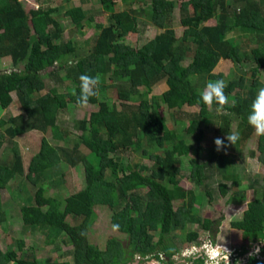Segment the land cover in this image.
Listing matches in <instances>:
<instances>
[{
  "label": "trees",
  "instance_id": "obj_1",
  "mask_svg": "<svg viewBox=\"0 0 264 264\" xmlns=\"http://www.w3.org/2000/svg\"><path fill=\"white\" fill-rule=\"evenodd\" d=\"M121 1L122 8L118 0L99 1L101 9L108 15L107 24L95 30L89 52L78 55V47L71 40L64 39V27L53 15L54 9L40 4L27 11L21 0H0V58L10 57L13 64L11 70L0 69V108L10 105L13 92L23 110V113L7 119L0 118V126H4L8 119L11 122L4 128L7 136L10 137L14 129L24 133L32 129L45 131L49 127L52 133L57 134L56 138H67L70 134L58 125L57 116L69 103L79 106L76 101L81 74L107 76L116 88V99L120 102L118 109L113 98L105 93V87L100 85L99 95L104 100L98 101V96L89 99V104H97L98 109L87 119L76 123L80 134L75 136L72 146H52L42 138L26 170L20 154L12 146L10 157L0 158V191L10 180L18 179L27 197L26 204L20 208L22 225L28 229L45 230L47 245L65 237L73 249V264H141L149 261L172 264L180 249L178 239L172 233L184 231L188 223H196L200 229L215 236L219 222L194 214L199 196L190 197L185 206L173 205L167 184L178 185L180 158L188 157L192 147L167 128L163 117L152 112L154 100L149 102L146 96L162 80L181 82L185 71L181 63L188 55L214 53L221 59L242 63L243 57L238 54L237 45L226 36L240 27L243 21L251 23L244 26L246 33L264 34V8L255 0L182 1L180 22L187 21V24L178 38L170 25L174 1L141 0L142 5H149L150 21L162 32L146 45L134 49L121 39L130 32H137L138 20L145 12L142 7L135 6L138 0L131 3ZM66 14L76 25L87 16L82 6L68 8ZM209 20H214V24L204 25ZM263 44L253 49L249 56L255 64L250 69L252 75L264 72ZM47 67L51 69L46 70ZM44 74L55 76L57 81L62 77L70 80L77 96L69 91L50 88L41 93L46 86ZM259 83L258 80L253 81L245 95H231L236 88L243 87L241 78L229 82L225 89L229 104L223 110L228 114H220L223 121L220 133L229 132L228 117L235 116L241 124L237 144L253 136L254 128L248 124L247 116L255 97L254 88ZM182 86L190 101L198 107L187 129L193 134L202 123L209 121L208 106L190 84L183 81ZM134 96L138 97L137 103H133ZM232 101H235L234 105ZM213 105L218 107L215 102ZM169 106L174 107L175 103L170 101ZM81 146L94 157L95 163L87 160L80 151ZM143 146L157 148L154 154L149 155L154 162L150 169L153 174L148 176L142 175L143 168L137 164L123 166L117 159L118 152L127 148L147 156ZM257 148V160L264 166V136L258 137ZM199 152L200 149L198 155ZM219 159L220 165L215 169L212 159L198 162L189 158L190 180L197 186H206V180L221 174L230 182L231 189L237 188L239 178L230 171L224 157ZM60 162L70 167L79 163L84 165L83 188L66 198L63 205L46 197L43 185L46 172L61 174ZM101 183H104V190ZM144 187L147 191L141 194ZM249 188H253V184ZM106 190L112 196L110 224L119 235L127 238V248L115 238L107 240L105 251L88 244L89 230L97 218L94 208L104 206ZM205 194L210 196L208 191ZM230 197L229 202L232 197L243 200L245 191L235 190ZM3 222L0 202V223ZM230 226L246 234L252 243L264 240V189L260 198L247 203L241 220L232 221ZM154 231H157L156 239L151 233ZM197 241L198 233L195 231L183 236L185 243ZM18 251H21L20 243ZM246 253L248 250L242 246L235 250V264ZM11 263L40 264L34 257L17 258L14 250L0 254V264ZM194 264H203V260L198 259ZM245 264H264V244L259 255L248 256Z\"/></svg>",
  "mask_w": 264,
  "mask_h": 264
},
{
  "label": "rangeland",
  "instance_id": "obj_2",
  "mask_svg": "<svg viewBox=\"0 0 264 264\" xmlns=\"http://www.w3.org/2000/svg\"><path fill=\"white\" fill-rule=\"evenodd\" d=\"M25 9L37 8L40 4L45 8L54 9L53 15L61 22L64 27L63 36L65 40L71 42L78 47V55L87 54L92 44V36L95 30L107 24L108 15L100 7V0H21ZM133 0H128L131 3ZM136 1V0H134ZM135 6L143 8L145 14L138 20L137 32L128 33L121 41L139 49L150 42L162 30L156 28L149 17V5H142L141 0ZM175 8L171 15V28L175 31L176 36L179 38L187 21L180 22L179 7L182 1L173 0ZM264 8V0H255ZM122 8L124 5L121 0H118ZM82 6L87 13V16L81 24H75L72 18L66 14L68 8L74 9ZM191 12V7L188 8ZM214 20H209L204 25H213ZM250 22H241L240 27H236L230 34L226 36L227 39L232 38L237 45L238 54L242 55V63H234L231 59H221L214 53L201 56L188 55L181 63L185 68L181 82L175 83L170 80H162L154 85L150 93L146 96L149 102L152 101V112L157 116L163 117L167 128L177 134L186 144L191 145L192 149L188 157L180 158V172L179 182L175 187L172 184L167 188L171 196L172 203L175 207L185 206L192 196H199V202L195 203L194 214L202 219H209L213 222H219L218 229L215 236L210 235L206 231L199 228L196 223H188L184 231H175L172 233L178 239L177 245L180 247L179 252L175 255L172 264H182V257L179 253L182 249L190 247L192 243L183 242V236L189 232H197L198 240L211 236L215 239H222L225 235L227 247L233 250L236 247H245L248 253L240 258L243 263L246 261L245 257L249 256L252 251L253 245L251 239L243 234V232L233 229L230 226L232 221L241 220L242 214L246 209L247 203L255 198H260L262 190L264 189V166L258 162L259 155L258 137L255 134L241 143L229 145L226 151H217L214 144V139L217 137L224 138L227 133H220L223 121L219 118L220 114L227 115L228 113L221 109L217 111L218 107L214 105L208 106L209 121L202 123L195 133H188L189 120L191 116L198 112V107L193 104L186 90L182 86V82L190 84L194 90L200 93L209 80L224 79L227 84L231 81H239L243 79V87L236 88L231 95L238 93L245 95L246 91L251 89L252 82L258 80L259 86L254 88L255 95L260 87H264V72L259 71L257 75H252L250 69L255 64L250 60L251 51L255 48L261 47L264 43V34H257L245 32L244 26L247 27ZM253 34V36H252ZM254 37V38H252ZM256 37V38H255ZM260 37V38H259ZM256 40V42H255ZM264 45V44H263ZM70 65L74 63L70 62ZM13 68L10 57L0 58V69L11 70ZM47 67L46 70H50ZM61 72V71H60ZM62 75V73H61ZM63 79L57 81L55 76L44 74L46 83L45 88L41 93L46 90L53 89L56 91L72 92L74 88L70 80L62 77ZM68 85H67V84ZM101 86L105 87V93L113 98L114 103L120 109V102L116 99V88L113 86L112 81L107 76H102ZM12 102L7 108H0V118H9L11 116L23 113V110L17 100L16 95L12 92ZM137 96L133 97V103H137ZM103 96L98 95V101H103ZM135 101V102H134ZM175 103L174 107L169 106V102ZM97 104H89L86 107L75 106L68 104L64 111H60L57 116V123L62 129H65L70 134L65 139L56 138L54 133L49 127L45 131L32 129L27 132H20L14 129L15 132L7 136L5 127L11 124L10 120L4 126H0V139L2 146L0 148V158L6 159L10 157V148L15 146L21 156L24 169L26 170L30 158L38 150L42 138L56 147H71L75 136L80 132L76 129V123L87 119L89 114L97 111ZM228 133L239 132L241 124L238 118L233 115L228 117ZM227 143V141H225ZM147 156H142L140 152H135L131 148L122 149L117 154L118 161L123 165H130L135 163L138 167H142V175H152L150 170L153 165L152 155L156 152V147L149 148L143 146ZM198 149H200L198 155ZM80 151L87 156V160L95 163L94 157L89 152L80 147ZM113 156V154H111ZM220 157H224L226 165L230 171L237 175L240 180V185L237 188H230V182L226 181L221 174H215L212 178L206 180V186L195 185L189 177L190 167L189 158H195L198 162H204L212 159V166L218 169L220 165ZM61 174L48 171L45 173V181L43 183L46 189V197L52 198L64 204V200L70 195L77 193L84 186V165L79 163L75 167H70L65 162L59 164ZM221 172V171H220ZM217 173V172H215ZM121 175V173L119 174ZM111 178L108 177V181ZM253 184V188L249 185ZM204 185V184H203ZM104 183L100 187L104 190ZM31 189V188H30ZM235 190H244L245 199L239 200L232 197V201H228L231 193ZM147 191V187L141 190V194ZM208 191L210 196L205 194ZM32 192V190H31ZM26 194L18 179H12L8 182L6 187L0 191L1 210L3 212L4 222L0 223V254L7 250L16 251L17 258H31L34 257L40 264H73L72 260V247L69 246L65 237L57 239L53 245H47L46 231H39L34 229L25 228L22 225L20 208L26 204ZM111 192L105 191L104 206L95 207L96 220L92 224L88 233V244L96 247L99 251H105V245L109 239H117L121 246L127 248L128 240L125 236L119 235L110 224L112 206ZM154 238L157 237V231L151 232ZM21 244V251H18V244ZM245 259V261H244ZM13 264V263H11ZM141 264H158L155 261Z\"/></svg>",
  "mask_w": 264,
  "mask_h": 264
},
{
  "label": "clouds",
  "instance_id": "obj_3",
  "mask_svg": "<svg viewBox=\"0 0 264 264\" xmlns=\"http://www.w3.org/2000/svg\"><path fill=\"white\" fill-rule=\"evenodd\" d=\"M79 80V95L77 96L75 88L72 89V95L77 96L76 102L79 106L86 107L91 97L99 95L102 77L99 73L96 75L81 74ZM227 87L228 84L224 79L209 80L200 92L199 98L208 106H212L215 102L218 105L217 111H220L225 105L229 104V97L225 93ZM232 103L234 105L235 101H232ZM247 121L254 128L257 136H264V87L258 89L251 102ZM239 138V132H230L224 138H215L216 150L226 151L229 145H235ZM262 244H264V240L260 239L258 244L253 245L252 251L248 254L250 258L259 255L260 245ZM232 255V250L227 247L225 235L222 239L215 240L211 236L204 237L197 242H193L190 247L182 249L179 253V256L183 258L182 264H194L198 259H202L203 264H232L230 260Z\"/></svg>",
  "mask_w": 264,
  "mask_h": 264
},
{
  "label": "built area",
  "instance_id": "obj_4",
  "mask_svg": "<svg viewBox=\"0 0 264 264\" xmlns=\"http://www.w3.org/2000/svg\"><path fill=\"white\" fill-rule=\"evenodd\" d=\"M256 244H258V242L255 243L254 245H256ZM262 246H263V244L260 245V247H262ZM237 249H238V247H236V248H234V249L232 250L233 255L230 257V260L232 261V264H235V258H236L235 250H237ZM246 254H247V253H246ZM246 254H245V255H246ZM243 256H244V255H243ZM243 256H241V257H243ZM241 257H240V258H241ZM247 257H248V256H246L245 259H247ZM240 258L237 259V261H236L237 263H236V264H245V262H246L245 259H244L245 262L242 263V262L240 261Z\"/></svg>",
  "mask_w": 264,
  "mask_h": 264
}]
</instances>
